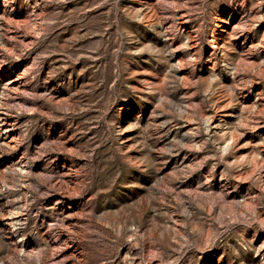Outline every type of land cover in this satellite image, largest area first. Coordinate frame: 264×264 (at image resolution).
Segmentation results:
<instances>
[{"label": "rangeland", "instance_id": "1", "mask_svg": "<svg viewBox=\"0 0 264 264\" xmlns=\"http://www.w3.org/2000/svg\"><path fill=\"white\" fill-rule=\"evenodd\" d=\"M0 264H264V0H0Z\"/></svg>", "mask_w": 264, "mask_h": 264}]
</instances>
